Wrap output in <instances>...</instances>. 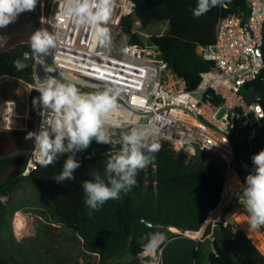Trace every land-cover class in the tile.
<instances>
[{
    "label": "trees",
    "instance_id": "1",
    "mask_svg": "<svg viewBox=\"0 0 264 264\" xmlns=\"http://www.w3.org/2000/svg\"><path fill=\"white\" fill-rule=\"evenodd\" d=\"M133 2L134 15L124 20V32L130 37V43L144 44L148 40L156 46L160 58L185 80L190 91L198 88L202 74L214 66L204 59L203 53L215 42L220 12L242 14L245 20L250 13L246 0H223L221 6L199 18L191 12L197 0ZM40 5L41 0H38L34 11H26L15 23L0 28V79L36 83L34 69L21 70L17 62L25 54L35 55L29 38L40 29ZM136 19L143 33L155 22H167L168 29L163 35L146 39L133 33ZM262 52L264 57V37ZM43 60L51 66L50 54ZM242 93L246 102H260L264 108V68L255 81L244 86ZM39 95L33 91L29 97L33 117L39 106L33 101ZM213 101L217 103L214 98ZM34 125V121H29L27 129L0 133V234L10 227L4 198L27 182L44 193L50 204L51 218L81 244L84 256H97L98 264H144L140 258V240L154 232H164L167 237L162 245V264L193 263L196 240L185 233L200 232L209 214L220 205L226 183L223 164L204 151L193 158L185 152L176 153L168 141L160 140L156 143L158 151L150 153L154 156L153 162L138 172L137 184L126 194L121 193L119 199L107 201L99 211L89 215L81 183L92 179L93 173L104 175L106 160L113 154L111 145L92 141L88 149L78 152L75 158L81 166L73 173L72 180L58 183L54 179L70 153L60 155L55 164L47 168L39 166L30 176L24 177L34 147L33 141L25 140V136L34 131ZM113 141L118 150L119 140ZM233 144L234 168L245 186L246 176L255 169L252 156L264 150V126L251 140L234 136ZM241 193L242 190L237 192V198H241ZM143 218L153 221L155 226L145 224ZM172 228L180 233L172 232ZM261 228L264 231V227ZM210 235L213 250L206 256L202 241L197 264H203L205 259L208 264H264V254L252 239L243 230L226 225L225 220L214 228L209 226L204 238Z\"/></svg>",
    "mask_w": 264,
    "mask_h": 264
},
{
    "label": "built area",
    "instance_id": "2",
    "mask_svg": "<svg viewBox=\"0 0 264 264\" xmlns=\"http://www.w3.org/2000/svg\"><path fill=\"white\" fill-rule=\"evenodd\" d=\"M246 1L250 9L246 20L242 14L220 12L215 42L203 53L214 66L202 74L198 88L190 91L184 79L155 57L156 46L148 40L130 43L124 20L134 15L133 0H114L112 16L105 25L110 39L104 45L93 40L92 30L78 28L60 15L59 0H41L40 28L58 35L57 46L50 51L51 66L56 71L50 75L63 73L82 92L107 87L121 90L118 110L113 114L115 124L110 128L113 140L121 137L113 135L114 131L124 134L132 128L141 129L147 133L148 143L168 141L174 152H185L190 158L207 152L230 171L236 158L233 137L251 140L264 126L263 106L246 102L242 93L264 68V0ZM133 33L150 37L141 32L137 19ZM23 57L33 58L35 65L41 63L36 55ZM35 80V84H28L30 94L38 92L35 89L40 83ZM40 111L41 107L34 131H39ZM30 112L29 101L21 115L18 101L0 89V132L27 129ZM39 166L32 152L23 176H30ZM146 257L140 255L144 264H149Z\"/></svg>",
    "mask_w": 264,
    "mask_h": 264
},
{
    "label": "clouds",
    "instance_id": "3",
    "mask_svg": "<svg viewBox=\"0 0 264 264\" xmlns=\"http://www.w3.org/2000/svg\"><path fill=\"white\" fill-rule=\"evenodd\" d=\"M37 4L38 0H0V28L15 23L20 14L34 11ZM222 4L223 0H197L191 12L199 18ZM113 5L114 0H59L58 12L78 28L92 30L93 40L104 45L110 39L105 25L110 21ZM57 42L58 35L45 28L35 30L29 38L30 48L41 64ZM44 70L48 75L35 89L40 95L33 101L41 107L42 121L39 131H30L25 136V140L33 141V153L39 165L47 168L55 164L60 155L70 153L62 171L54 176L56 182L62 183L74 179L73 173L81 166L76 154L88 149L92 141L111 145L113 150L106 160L104 175L93 173L92 179L81 183L84 204L91 215L137 184L138 172L153 162L154 156L150 153L158 151L159 145L148 143L144 130L132 128L121 135L120 147L116 150L110 128L115 124L113 114L118 110L121 90L107 87L82 92L63 73L59 77L50 75L56 71L53 66L45 65ZM252 162L254 173L246 176L239 202L248 215L250 228L259 229L264 227V150L253 155ZM166 241L167 237L161 232L146 234L140 240L141 254L154 253Z\"/></svg>",
    "mask_w": 264,
    "mask_h": 264
},
{
    "label": "rangeland",
    "instance_id": "4",
    "mask_svg": "<svg viewBox=\"0 0 264 264\" xmlns=\"http://www.w3.org/2000/svg\"><path fill=\"white\" fill-rule=\"evenodd\" d=\"M167 29V22H155L144 30V34L148 36L163 35ZM155 57L160 58L159 50H155ZM2 82L8 96L18 101L20 114L24 115L30 97L28 84L12 79H4ZM2 87L0 85V89ZM39 107L36 110V115L34 117L31 115L32 119L29 121H36ZM222 114L219 118L222 117ZM20 122L25 123V120L21 119ZM122 134V131H114L113 135L120 136ZM225 171V185L232 172L239 178L240 185L230 193L224 191L220 205L212 215V212L209 214L200 236L185 234L190 238L205 242L206 256L213 250L212 236L204 238L209 226L214 228L222 220H225L226 225L244 230V220L248 219L243 205L239 202L240 198H237V192L244 187L242 180L234 167L230 171ZM4 203L8 208L7 222L10 227L0 234L2 264H98L97 256H84L81 244L67 234L57 220L51 218L50 204L41 190L25 182L17 187L10 197L4 198ZM19 215L27 219L29 226L26 236L23 237L17 232L15 223ZM174 230V233H179L178 230ZM161 233L166 236L164 232ZM261 249L264 253V248ZM157 254L160 264H162V245L158 248ZM145 261L150 263L151 258L147 256ZM203 264H208V261L205 259Z\"/></svg>",
    "mask_w": 264,
    "mask_h": 264
},
{
    "label": "bare ground",
    "instance_id": "5",
    "mask_svg": "<svg viewBox=\"0 0 264 264\" xmlns=\"http://www.w3.org/2000/svg\"><path fill=\"white\" fill-rule=\"evenodd\" d=\"M240 185L239 178L234 174L233 172L230 174L227 184L225 185V192L230 193L232 190H234L236 187ZM213 213H211L212 215ZM16 228L19 235L26 236L28 232V221L23 216L19 215L16 218ZM244 230L246 231L247 235L252 239V241L256 244V246L260 249V251L263 253L261 248H264V235L261 234L260 229H251L248 225V219L244 220ZM201 231L196 233V236H200ZM158 250V249H157ZM157 250L148 255V257L151 258V262L149 264H160V260L158 258ZM264 254V253H263Z\"/></svg>",
    "mask_w": 264,
    "mask_h": 264
},
{
    "label": "water",
    "instance_id": "6",
    "mask_svg": "<svg viewBox=\"0 0 264 264\" xmlns=\"http://www.w3.org/2000/svg\"><path fill=\"white\" fill-rule=\"evenodd\" d=\"M17 65H18V67L21 70L22 69L34 68V74H35V77H36V79L38 80L39 83L42 82L45 79V77L48 75L45 72V70H44V67H45L46 64L38 63V64L35 65V62H34L33 58L21 57V58H19V60L17 62ZM142 221L145 224H147V225H149L151 227L155 226V223L153 221H151V220H146V219L143 218ZM219 232L221 233V229H219ZM260 232H261L262 235H264V231L262 230V228H260ZM191 233L196 235V233H198V232H191ZM195 240H196V242H195V247H194V250H193V263L192 264H197V253H198L199 245L202 242V240H200V239H195Z\"/></svg>",
    "mask_w": 264,
    "mask_h": 264
},
{
    "label": "crops",
    "instance_id": "7",
    "mask_svg": "<svg viewBox=\"0 0 264 264\" xmlns=\"http://www.w3.org/2000/svg\"><path fill=\"white\" fill-rule=\"evenodd\" d=\"M4 79L0 80V85L3 86L2 88L5 89V85L4 83L2 82ZM174 229H172L171 231L173 232ZM175 231V230H174Z\"/></svg>",
    "mask_w": 264,
    "mask_h": 264
}]
</instances>
